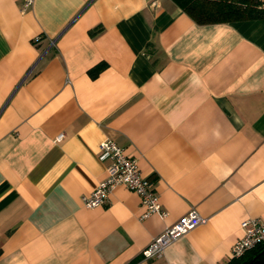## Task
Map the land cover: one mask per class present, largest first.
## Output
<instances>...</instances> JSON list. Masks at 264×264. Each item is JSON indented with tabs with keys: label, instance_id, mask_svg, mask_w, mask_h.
Masks as SVG:
<instances>
[{
	"label": "crops",
	"instance_id": "1",
	"mask_svg": "<svg viewBox=\"0 0 264 264\" xmlns=\"http://www.w3.org/2000/svg\"><path fill=\"white\" fill-rule=\"evenodd\" d=\"M22 2L0 0V264H228L242 223L264 218V19L198 25L173 0ZM107 139L138 159L165 216L144 218L126 187L84 206ZM192 209L208 222L144 259Z\"/></svg>",
	"mask_w": 264,
	"mask_h": 264
},
{
	"label": "built area",
	"instance_id": "2",
	"mask_svg": "<svg viewBox=\"0 0 264 264\" xmlns=\"http://www.w3.org/2000/svg\"><path fill=\"white\" fill-rule=\"evenodd\" d=\"M22 10L32 9L35 0H22ZM36 43L41 37L36 38ZM61 139V138H60ZM99 159L106 162L107 176L91 194L84 196L82 202L87 208H96L106 204L118 187H126L140 197L145 209L144 218L153 215L165 216L160 198L151 181L143 175L137 158L129 156L125 149L115 141L107 139L99 147ZM208 219L192 209L175 224L156 237L142 252L146 260L162 258L172 244L198 226L205 225ZM243 238L238 241L232 252V259L242 257L246 252L264 243V218H254L242 223Z\"/></svg>",
	"mask_w": 264,
	"mask_h": 264
},
{
	"label": "trees",
	"instance_id": "3",
	"mask_svg": "<svg viewBox=\"0 0 264 264\" xmlns=\"http://www.w3.org/2000/svg\"><path fill=\"white\" fill-rule=\"evenodd\" d=\"M198 25L264 19V0H173ZM102 66L90 74L97 76ZM228 264H264V243Z\"/></svg>",
	"mask_w": 264,
	"mask_h": 264
}]
</instances>
